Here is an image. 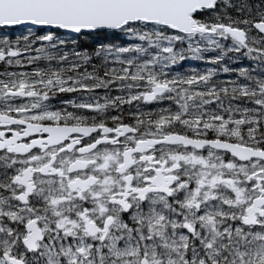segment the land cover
Here are the masks:
<instances>
[{
	"label": "snow or ice",
	"instance_id": "6c2138e0",
	"mask_svg": "<svg viewBox=\"0 0 264 264\" xmlns=\"http://www.w3.org/2000/svg\"><path fill=\"white\" fill-rule=\"evenodd\" d=\"M0 264H264V0H0Z\"/></svg>",
	"mask_w": 264,
	"mask_h": 264
}]
</instances>
